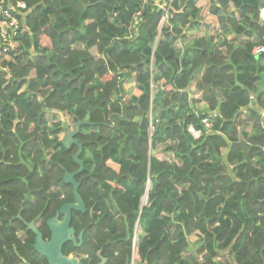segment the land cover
Instances as JSON below:
<instances>
[{
  "label": "trees",
  "instance_id": "obj_1",
  "mask_svg": "<svg viewBox=\"0 0 264 264\" xmlns=\"http://www.w3.org/2000/svg\"><path fill=\"white\" fill-rule=\"evenodd\" d=\"M7 1L27 4L29 31L0 62V264H47L26 223L49 240L74 202L78 147H64L61 116L88 123L87 212L72 218L85 234L66 256L131 264L140 222L136 264H264V0H174L162 28L152 1Z\"/></svg>",
  "mask_w": 264,
  "mask_h": 264
},
{
  "label": "water",
  "instance_id": "obj_2",
  "mask_svg": "<svg viewBox=\"0 0 264 264\" xmlns=\"http://www.w3.org/2000/svg\"><path fill=\"white\" fill-rule=\"evenodd\" d=\"M83 125H88V123L80 120L74 121L73 119L72 129H68L62 138V143L65 148L69 149L73 145L78 147V152L74 155L73 159L79 166V170L74 173L66 171L64 177L65 184L73 187L72 193L74 202L62 205L57 215L48 220L47 224L51 232L49 240H45L43 233L39 230L35 221L26 223L27 230L35 234L34 249L47 260V264H82L79 258L73 255L66 256L64 254V249L69 244H73L76 248L81 247L85 234V231H82L77 238L76 231L72 227L73 212H87V207L79 194L80 183L76 180V176L85 169L84 162L80 160V156L83 152V145L76 140L80 127ZM153 154H156L155 150ZM144 206L143 204V207ZM17 218L22 219L21 212L18 214ZM100 259L101 262L99 264H105L107 261L101 255ZM24 263L26 264V261H24Z\"/></svg>",
  "mask_w": 264,
  "mask_h": 264
},
{
  "label": "built area",
  "instance_id": "obj_3",
  "mask_svg": "<svg viewBox=\"0 0 264 264\" xmlns=\"http://www.w3.org/2000/svg\"><path fill=\"white\" fill-rule=\"evenodd\" d=\"M151 1L154 3V5L160 7L165 12L163 17V24L161 26L162 28L164 27L165 24H167V22L171 17L170 7H171V3L174 0H170L168 3H166L165 0H143L145 4ZM162 2H165L166 4L162 6ZM28 14H29V8L25 2L19 1L17 4H13L10 1L8 2L7 0H0V62L2 56L4 57L8 56L11 51L15 50L18 47V42L16 41L17 37L22 36L25 32L29 31V28L26 25V18ZM260 19L262 22H264V9L260 10ZM139 22H141L140 15L136 20V24H139ZM178 46L181 47V44L179 43ZM263 53H264V46H258L254 50L255 56H259ZM152 60L154 62L155 58L153 57ZM250 105L252 104L250 103ZM260 113L262 118V124L264 126V109H261ZM217 116H218L217 112H211L210 115L203 120V124L205 126L206 132L211 133L213 131V123L211 121V118H215ZM188 131L194 137V139L197 140L200 139L203 135L202 130H198L194 126H189ZM147 203H148V196H147V202L144 205H147ZM141 233H142V228L140 222H138L134 232L133 258L131 264H136L139 237Z\"/></svg>",
  "mask_w": 264,
  "mask_h": 264
},
{
  "label": "rangeland",
  "instance_id": "obj_4",
  "mask_svg": "<svg viewBox=\"0 0 264 264\" xmlns=\"http://www.w3.org/2000/svg\"><path fill=\"white\" fill-rule=\"evenodd\" d=\"M161 4V3H160ZM166 3L165 2H162V6H164ZM192 36H195V34L193 33V32H191V37ZM135 83H131V82H129V83H126L124 86H125V90H126V92H127V97H130V95L132 94V92L134 91V89H135ZM196 93H198V92H196ZM195 96H198V97H200L198 94H193V97H195ZM198 107H199V109L200 110H204L206 107H207V105L205 104V103H200L199 105H198ZM62 117H64V124L66 125V130H68V129H72V119L70 118V117H68V116H61V118ZM64 135H65V133H63V135H62V137H64ZM162 157L163 158H168V159H171V157H170V155H166V154H162ZM147 198V197H146Z\"/></svg>",
  "mask_w": 264,
  "mask_h": 264
},
{
  "label": "crops",
  "instance_id": "obj_5",
  "mask_svg": "<svg viewBox=\"0 0 264 264\" xmlns=\"http://www.w3.org/2000/svg\"><path fill=\"white\" fill-rule=\"evenodd\" d=\"M244 39L246 40V37H245ZM195 94H198L200 97H198V96L193 97V96H192L193 98H195V99H197V100H200V99L202 98V94H201L200 92H198V93L195 92ZM252 98H253V99H252ZM252 98H251V100H252L251 104L253 105V103L255 102V97L253 96ZM201 103H204V102H201ZM199 104H200V103H199ZM206 108H207V107H206ZM206 108H205V109H206ZM205 109H204V110H205ZM161 148H162V147H161ZM18 235H19L21 238H25V236H26L25 233H24L23 231H20V232L18 233ZM71 256H72V255H71Z\"/></svg>",
  "mask_w": 264,
  "mask_h": 264
},
{
  "label": "bare ground",
  "instance_id": "obj_6",
  "mask_svg": "<svg viewBox=\"0 0 264 264\" xmlns=\"http://www.w3.org/2000/svg\"><path fill=\"white\" fill-rule=\"evenodd\" d=\"M147 196H145V199H144V204L147 202V198H146Z\"/></svg>",
  "mask_w": 264,
  "mask_h": 264
}]
</instances>
